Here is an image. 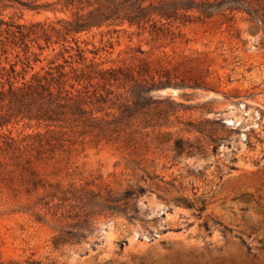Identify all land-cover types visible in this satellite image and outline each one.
<instances>
[{
	"label": "rangeland",
	"instance_id": "1",
	"mask_svg": "<svg viewBox=\"0 0 264 264\" xmlns=\"http://www.w3.org/2000/svg\"><path fill=\"white\" fill-rule=\"evenodd\" d=\"M3 14L27 26L70 16L20 5ZM77 45L104 69L145 64L149 76L167 72L187 86L158 90V104L111 135L35 120L0 127V262L264 264V29L236 13L232 21L179 25L174 37L127 24L82 31L64 44L53 34L30 42L28 52L0 50V85H20L64 58L77 65ZM172 102L181 104L175 112L167 111ZM176 138L190 145L179 155ZM135 186L146 192L130 200L134 219L86 203L89 194L100 203ZM83 220L90 230L80 243L53 247L57 227Z\"/></svg>",
	"mask_w": 264,
	"mask_h": 264
},
{
	"label": "trees",
	"instance_id": "2",
	"mask_svg": "<svg viewBox=\"0 0 264 264\" xmlns=\"http://www.w3.org/2000/svg\"><path fill=\"white\" fill-rule=\"evenodd\" d=\"M14 5L33 10L69 12L70 16L58 19L57 26L40 22L27 26L16 23L11 17L10 20L5 19L3 11ZM236 13L244 14L257 30L264 29V0H0V50L5 54V46L9 44L23 46L24 52H28L30 42L37 43L40 38L49 42L53 34L64 44L68 36L82 31L124 24L156 36L174 37L179 25L204 22L218 16L232 21ZM30 36L33 38L27 41ZM38 46L43 49L40 44ZM62 48L69 51L66 45ZM74 50L77 65L64 58L63 64L49 67L43 74L37 73L20 85L12 81H7L6 87L0 85V127L12 120H35L45 126L69 124L80 127L83 132L111 135L130 127L134 119L145 114L146 108L158 104L160 99L154 95L158 90L187 86L183 80L174 81L167 72L156 79L149 76V68L145 64L138 70L104 69L93 58L87 60L84 50L78 45ZM10 72H15L14 64L10 65ZM120 85H126L124 96L115 92ZM180 106V103L172 102L167 111L175 112ZM167 111H159V114L165 117ZM194 127L202 130L199 126ZM210 137L216 145L222 140L213 134ZM188 146L181 138H176L173 151L179 155ZM145 192L143 186H135L100 203L93 202L92 194L85 198L87 204L97 206L99 210L121 213L128 219H134L138 209L130 200ZM187 205L191 206L189 202ZM203 206L204 201L201 200L199 210ZM34 216L38 221L42 220L39 214ZM88 227V220L57 227L51 239L53 247L80 243L87 236ZM0 264L45 263L28 257L1 261Z\"/></svg>",
	"mask_w": 264,
	"mask_h": 264
}]
</instances>
